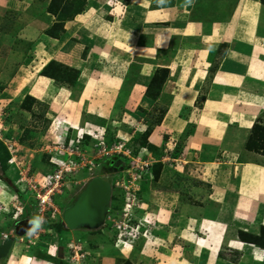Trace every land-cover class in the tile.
<instances>
[{
	"label": "crops",
	"instance_id": "1",
	"mask_svg": "<svg viewBox=\"0 0 264 264\" xmlns=\"http://www.w3.org/2000/svg\"><path fill=\"white\" fill-rule=\"evenodd\" d=\"M64 1L59 5L63 6ZM50 2L0 0V15L10 11L12 16L22 15L15 25L19 22L25 25L23 34L29 35V39L32 38L34 42V54L29 59L36 67L28 76L22 73L24 68H20L19 71H22L11 78L15 88L22 89L33 78L29 94L48 101L59 98L72 106L75 110L73 114V110H70L62 115L72 123L71 126L81 125L82 122L100 124L109 113L108 107L104 108L102 104L106 102L91 104L87 90L93 89V82L99 78L98 71L92 73L87 70L92 76L89 75L80 96L77 94L79 98L75 99L72 89L40 74L50 59L86 45L92 60L104 64V59H107L121 66V72L119 70L116 74L112 72V75H108L109 79L117 81L118 89L124 86L127 67L135 59H143L135 75V79L141 83L146 84L157 67L169 69L167 82L174 85L171 87L175 92L169 90L171 101L161 123L165 128L163 131L166 133L171 129L176 134L184 130L186 120H180L179 113L186 110L190 112L188 107H195L197 97L202 95V112L187 143L191 148H198V145L213 146L214 150L225 147L228 155L224 163H217L214 154L209 157L212 162L207 171H214L212 165L220 164L219 173L229 174L230 178L227 180L229 188L219 183L211 186L208 192L207 198L218 206L214 213L204 207L202 212L200 210L204 214L195 217L191 216L196 213L192 206L182 208V221L185 219L182 227L186 229L178 237L182 245H191V249H185L192 253V264H233V259H227L225 252L238 253L242 257L235 262L238 264L246 261L248 264H264V248L243 241L238 236L239 230L258 234L264 226V149L260 151L245 146L253 133V125H264V3L261 0H86L81 12L63 20L61 33L50 35L47 29L59 20L58 12L49 10ZM54 49L58 51L53 52ZM72 61L75 63L77 57L73 56ZM162 92L167 93V89L163 88ZM85 102L86 108H80ZM84 109L86 112L81 121ZM159 127L153 129L149 137L154 145H159L153 141ZM233 173L234 178L230 177ZM2 190L0 201L10 202L11 195L7 190ZM216 193L219 198L214 197ZM146 197L147 201L142 203L144 210L152 212L165 209L174 219L173 200L161 206L162 203L152 198V192ZM31 198L23 196L21 199L26 204ZM32 199L33 204L28 207L25 216L32 226L20 240L12 239L14 243H11L7 254L0 258H8V263L17 264L22 263L25 257L28 264H68L64 258L65 246L61 244L54 249L57 257L55 261L41 256L44 247L50 255L48 245L43 241L45 235L40 236L42 240L37 239V242L41 241L38 246H28L31 236L39 238L35 236L39 228L43 229L40 231L43 234L51 230L46 227L47 222H37ZM4 219L6 217L0 218V231L11 229L5 230L8 224ZM166 223H171L168 225L171 228L175 224L174 221ZM154 230L157 231V228ZM62 231L63 244L73 239L86 242L99 234L85 230ZM152 237L166 239L167 242L170 240L167 236L163 238L156 234ZM146 241L140 237L131 247V255L137 258L134 264H139L146 255L155 256V264L173 263L171 256L154 251L155 248H150ZM90 247L92 249L86 250L87 255L81 259V264H122L116 259V254L122 249L115 244L99 242L96 247ZM188 261L184 258L181 262L190 264Z\"/></svg>",
	"mask_w": 264,
	"mask_h": 264
},
{
	"label": "rangeland",
	"instance_id": "2",
	"mask_svg": "<svg viewBox=\"0 0 264 264\" xmlns=\"http://www.w3.org/2000/svg\"><path fill=\"white\" fill-rule=\"evenodd\" d=\"M57 5V19L64 20L61 18H64L63 13L65 12L58 2ZM10 12L0 15V190L5 189L11 195L10 202L0 201V206L4 205V203L8 204L6 205L8 206L6 210L2 209L0 211V218L6 217L4 220L5 223L7 221L8 224L5 230L9 227H13V220L26 218L28 207L33 204L32 198L29 199L26 204L20 198V195L25 194L27 197H30V195L28 192H23L19 189V185L22 187L25 185L24 182H19V178L22 177L23 174L26 178H30L35 174H42L44 172L43 170H48L45 168L42 169L45 167L43 164V162H45L44 155L47 154L49 158L50 153H48V151L55 148L56 144L53 136L57 135V130L59 128L58 122L62 125H72V123L62 115L73 110L72 106L67 105L68 102L65 103V100L52 98V100L48 101V99L42 100L34 96L35 101H27V103L31 105L30 110H26L22 107L21 104L25 97L27 95L32 96L29 94V91L31 87L30 83L33 78H31L27 82V86L22 89L15 88L14 84L11 83V78L16 73L22 71H19L20 68H24L22 73H25V76L31 74V70L32 72L34 71L36 65L31 64V60L29 59L33 57L32 53L34 54V42L32 38L31 40L29 39V35L23 34L25 25H22L20 22L15 25V21L17 23V21L22 18V15L16 14L12 16L13 13ZM56 30L58 34L61 33L58 28ZM72 49L70 51L67 50L68 52L64 51L67 52V54L63 53L61 57L57 56L50 59L54 60L58 66H68L72 70H77V78L74 80L73 84L71 86H64L72 89L75 93V99H78L84 86L87 84V78L89 75L92 76L89 71L91 70L92 73H94V70L98 71L99 78L96 82H93V89H87L89 92L88 95L91 97V104L96 105L98 104L97 101L106 102L102 104H104V108L108 107L109 113H107L108 115L103 119L104 121L102 123L97 124L104 127L103 146H97L96 140L90 136L84 137L83 140L77 143L79 155H77L76 161L78 166L74 171L69 172L68 175L65 176L66 182L62 186L61 192L56 194L53 199L54 206L59 211L54 213V216L51 215L48 222L50 221L52 225H55L58 220H61L63 202L66 201L75 190L83 186V184L93 176L94 172L99 169L106 174H115L113 176V193L109 211L105 226L93 231L92 234L99 233L97 236L92 237V239L94 238L93 240L88 239L86 236L85 238L88 239L87 241L85 240L86 242L73 239L63 244L61 243V231L59 232L56 228L51 227L49 233L46 232L43 234V232L38 230L35 231L38 233L39 238L31 236L28 239L31 240L28 246H38V242L41 241L37 242V239L42 240L40 236L45 235L43 241H45L48 246L51 245V247L55 248L60 244L65 246L64 258H66V261L70 264V261L67 259V256L70 254L68 250L70 242L75 243L79 248V252L83 253L85 256L87 255L86 250L92 249L90 246L96 247L99 242L101 244L111 242L112 245H114L119 232L117 229L118 227H116L118 226L117 224L123 221V219L130 217V224H136L138 221L142 222V225H140L141 229H139L141 232H138L136 239L131 242L129 240L127 245H121L119 247V249H122L120 253L116 254V259L119 263L125 262L126 264H134L133 261L137 260V258L135 259L133 255H131L130 249L134 246L135 241L141 237L147 240L146 243L150 248H155L154 251L171 256L170 260H173L172 264H182L181 261L184 258H186V261L189 260L188 262L192 264L193 262L190 261V259H193L192 253L187 251V249H191V245H182L181 238L178 237L179 234H182V230L186 229V227H182L184 225L183 221H185V219L182 221V208L192 206L191 208H194L192 210L196 213L194 215L191 214V216L195 217L196 215L204 214L200 213V210L202 212L204 207L210 208L212 213H214V210L217 209L218 206L207 198L211 186L221 183L219 185L229 188L228 184H230L227 182V180L230 179L229 174L219 173L222 165H212L214 171H207L210 165L209 163L212 162L209 157H212L214 154L217 163H224L228 155V152L224 149L225 147H217L214 150L213 146L198 145V148H191L187 143L188 136L192 133L196 122L199 120L204 98L202 95H199L197 97V103L194 104L195 107H188L190 108V112L189 110H184L185 112L182 111L179 113V119L186 120L184 130L176 132L175 134V131L168 129L169 132L165 133L163 131L165 128L161 123L165 116L167 106L171 101L169 90L175 92L173 87H171L174 85H171V82H167L170 77L169 69H167V75L163 83H161V86L158 87L157 84H153L147 90L151 77L146 84L138 82L135 79V75L140 69L139 62L143 61V59H135V61H133L134 63H130L127 67L128 71L125 76L124 86L118 89L116 87L117 81H113V78L109 79L108 75H112V72L115 74L118 73L121 69L120 65L116 66V64L114 65L113 62L107 59H104V64L92 60L90 49L86 45L79 49ZM48 51H50V49ZM55 51H58V49H54L53 52ZM73 56L77 57L75 63H72ZM160 68L162 67L160 66L156 69ZM88 69L89 71H87ZM179 76L180 75L177 77ZM174 81L176 80L174 79ZM54 83H56L55 80ZM28 84H30V86ZM163 88L167 89V93L162 92ZM77 94L79 96H77ZM109 95H111L110 98ZM80 108H86V102L80 105ZM85 110L86 109L82 111L81 121L86 112ZM74 112L75 110H73L71 114ZM83 124L82 122L81 125ZM157 126H160L158 128L159 132L157 136L154 137L153 141L157 142L159 145H154L149 141V137L153 129ZM12 142L15 144L11 151L12 153H10L7 147ZM245 143L247 144V141ZM119 144L121 145L120 150H128L129 157L117 152ZM254 145H257L255 150L263 151L264 144H261L260 141ZM11 154L16 155V161L15 163L9 164L8 159ZM139 154L142 158V160H140L141 162L149 160L148 163L152 164L153 167V172L151 171V174L147 172L146 174H142V179L132 176L135 174V169L139 167L133 168L130 174L126 170L128 167V169H131V167L139 166L137 164L135 165V163H131L132 158ZM118 160L125 162L124 165L120 162L116 165L115 163ZM201 169L204 172L202 171L201 173ZM137 172H139V169H137ZM230 177L234 178L235 174L233 173V176ZM32 178H35V176ZM129 192L130 194L132 193L133 197L129 196ZM150 192H152L153 199L162 203L161 206H164L167 201L173 200V211L175 213L173 214V220L172 215L170 218L165 209L162 211L151 210L152 212L143 209L142 203L147 201L146 196H148ZM214 197L219 198V195L216 193ZM11 203L21 206V213H17V209L12 206ZM199 204L200 208L198 209L197 207ZM14 213L17 214L16 219L13 217ZM124 213H126V215H124ZM143 218H145V220H143ZM160 221L162 224H159ZM168 221L175 222L173 228L168 226L171 225V223H166ZM155 227L157 231L154 230ZM63 228V231H71L65 226ZM52 231H54V233ZM1 232H8V230L0 231V233ZM141 233L147 234L146 237ZM52 234L54 235L53 237ZM154 234L162 236L163 238L167 236L170 240L167 242L166 239H154L152 237ZM19 238H21V236L16 235L14 232L13 235H11V239L15 240ZM13 243L14 242H12V244ZM185 247L188 248L185 249ZM167 249H169V251H167ZM225 253L227 254V259H233V264H238L235 262L242 259L238 253ZM204 255L205 253L203 252L202 257H204ZM24 259L22 263L18 264H28L27 258L25 257ZM155 259V256L146 255V257L143 256L139 264H155ZM243 263L248 264V261ZM0 264L17 263L11 261L8 263V258H0ZM116 264H118V262Z\"/></svg>",
	"mask_w": 264,
	"mask_h": 264
},
{
	"label": "built area",
	"instance_id": "3",
	"mask_svg": "<svg viewBox=\"0 0 264 264\" xmlns=\"http://www.w3.org/2000/svg\"><path fill=\"white\" fill-rule=\"evenodd\" d=\"M58 130L57 135L53 136L54 142H55V148L53 150H49L48 153H50V156L48 158L49 163L52 165V168L48 170H43L44 172L42 174L33 175L35 178H26L24 174L22 177L19 178V182H24V187L19 185V189L23 192H28L32 198H34L35 202V209H36V220L38 223H45L48 222L49 217L54 216V213H57L59 210L54 206L53 199L56 194L60 193L62 190V186L65 184V176L68 175L69 172L74 171L78 163L76 161V157H78V142L84 139L86 136H90L91 138L96 140L97 146H103L104 144V127H101L97 124H92L89 122H85L81 126H71V125H62L60 122H58ZM74 129V135H69L70 130L73 131ZM14 142L10 143L7 147L10 153H12V149L14 146ZM121 145L119 144L117 152L122 153V155L129 157V152L120 150ZM142 152V151H141ZM142 160L140 154L134 158H132L131 163H135V167H131V169H126L129 174L131 173L133 168L139 167L135 169V174L132 176L137 177L139 179H142V174L150 173L151 174V168L152 164H149V160H145L146 162H141ZM16 161V155L11 154L10 158L8 159V163L12 164ZM140 163V164H139ZM17 165V164H16ZM137 169H139V172H137ZM125 170V171H126ZM126 171V172H127ZM134 173V172H133ZM68 180V179H67ZM18 183V182H17ZM130 194V192H129ZM132 196V193L129 195ZM132 203V202H130ZM12 206H14L17 210V213H21V206H17L15 203H11ZM8 204L1 205L0 211L2 209H7ZM126 215V213H124ZM13 217L16 219L17 214H13ZM148 219V218H147ZM145 220V218H143ZM147 222V220H146ZM135 223L130 224V217H127L123 219L120 223H118L116 227L119 230L118 237L115 241V245L117 247L125 246L128 244L129 240L130 242L134 239H136V236L138 232H141L140 225H142L141 221H138L135 225ZM43 229L39 228V231ZM1 239H7L9 238V235H13V230H9L8 232H1ZM144 236L147 234L141 233ZM38 234H35L37 236ZM35 238V237H34ZM31 242V240H28V243ZM55 247L48 246V252L54 253ZM68 250L70 254L67 256V259L70 261L71 264H80L81 259L85 257V255L81 252H79L78 246L70 242V246L68 247Z\"/></svg>",
	"mask_w": 264,
	"mask_h": 264
},
{
	"label": "water",
	"instance_id": "4",
	"mask_svg": "<svg viewBox=\"0 0 264 264\" xmlns=\"http://www.w3.org/2000/svg\"><path fill=\"white\" fill-rule=\"evenodd\" d=\"M124 165L125 162L118 160ZM102 170H97L80 188L75 190L62 206V224L70 230L95 231L105 226L111 196L113 193V176ZM32 226L26 218L15 223L14 231L23 235ZM12 239L8 238L0 243V257L5 256L11 246ZM60 247L59 249H61Z\"/></svg>",
	"mask_w": 264,
	"mask_h": 264
},
{
	"label": "trees",
	"instance_id": "5",
	"mask_svg": "<svg viewBox=\"0 0 264 264\" xmlns=\"http://www.w3.org/2000/svg\"><path fill=\"white\" fill-rule=\"evenodd\" d=\"M62 1L63 0H51L50 4L48 6L49 10L53 13H56L58 10L57 2L60 4V2H62ZM261 1L264 3V0H261ZM85 5H86V0H65L63 3V6H62V10H64V12H65V13H63L64 18H61V19L73 17L76 13L81 12L84 9ZM62 21L63 20H60L59 22L54 23L50 28L47 29V33H49L50 35H58V33L56 32L57 31L56 29L57 28L59 30L63 29V22ZM52 67H53V69H52ZM167 72H168V70L165 67H162L160 69H156L154 71V73L152 74L150 80H149L147 90L153 84H157L158 87L161 86V83H163V81L165 80ZM40 74L54 79L55 82L58 83L59 85L71 86L73 84L74 80L77 78L78 72H77V70H72L68 66H63V65L58 66V64L55 63L54 60H50L49 62H47L42 67V69L40 70ZM28 100L35 101V98L33 96H30V95H27L25 97V99L23 100L21 105L26 110L31 109V105L27 103ZM252 132L253 133H251V135L249 136V138L247 140V144H246L248 149H256L257 145H254V144L257 143V140L260 141L261 144H264V126L254 124L252 127ZM119 158H120V156H119ZM44 159H45V162H43V164L45 165V167H43L42 169L52 168V165L48 161V155L47 154L44 155ZM151 171L153 172V167L151 168ZM20 196L22 198L23 196H25V194L20 195ZM51 223L52 222H50V221L47 222L45 224L46 227L49 229L51 227L56 228V230H58L59 232L64 229L63 228L64 226H63L61 220H58L55 223V225L54 224L52 225ZM238 236L243 241L250 242V243L256 244V245L264 248V226H262V228L258 234H252L249 232H244L242 230H239ZM42 250L43 251H42L41 256L43 258H47L48 260H51V261H55L57 259L56 256L48 255L45 251V247L42 248ZM36 254L38 255V252H36ZM122 264H126V263L124 262Z\"/></svg>",
	"mask_w": 264,
	"mask_h": 264
},
{
	"label": "clouds",
	"instance_id": "6",
	"mask_svg": "<svg viewBox=\"0 0 264 264\" xmlns=\"http://www.w3.org/2000/svg\"><path fill=\"white\" fill-rule=\"evenodd\" d=\"M23 219V218H22ZM18 220H13V223H14V225H13V227L11 228L12 230H13V232L15 233V231H14V226H15V223L17 222ZM10 229V230H11ZM9 231V230H8ZM17 235V234H16ZM19 236V235H18ZM20 236H22V235H20ZM9 238H11V236L9 237ZM8 239V238H7ZM5 240V239H4ZM0 241L2 242L3 241V239H1V237H0ZM0 242V243H1ZM48 251V250H47ZM50 255H53V256H55V252L52 254V253H49Z\"/></svg>",
	"mask_w": 264,
	"mask_h": 264
},
{
	"label": "bare ground",
	"instance_id": "7",
	"mask_svg": "<svg viewBox=\"0 0 264 264\" xmlns=\"http://www.w3.org/2000/svg\"><path fill=\"white\" fill-rule=\"evenodd\" d=\"M54 245V244H53ZM26 262V261H25Z\"/></svg>",
	"mask_w": 264,
	"mask_h": 264
}]
</instances>
